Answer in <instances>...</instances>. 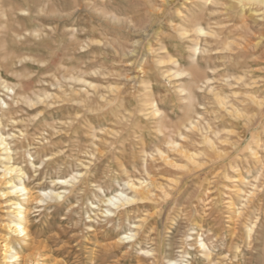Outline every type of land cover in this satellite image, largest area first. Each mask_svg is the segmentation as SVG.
<instances>
[{"label": "rangeland", "instance_id": "rangeland-1", "mask_svg": "<svg viewBox=\"0 0 264 264\" xmlns=\"http://www.w3.org/2000/svg\"><path fill=\"white\" fill-rule=\"evenodd\" d=\"M213 1L3 0L9 20L0 24L7 33L0 40V76L15 91L0 80V97L9 104L0 105V130L34 197L27 211L31 240L11 238L22 256L34 254L38 264H166L171 254L178 264H264V104H256L264 101V2ZM198 24L210 34L199 35ZM196 41L202 45L197 55ZM242 75L246 86L235 82ZM206 77L215 90L204 86ZM216 92L228 97L229 107L243 109L241 117L222 108ZM25 95L34 101L27 104ZM189 116L198 124L186 132ZM172 141L196 153L198 168ZM73 174L70 183H57ZM142 180H149L150 194L125 184ZM254 188L263 200L251 208L245 199ZM51 189L64 191L62 197L41 193ZM118 190L137 199L115 207L103 201ZM10 199L18 200L0 196V235L14 218ZM252 221L249 242L245 227ZM130 231L133 238L106 247ZM2 250L0 244V264H6Z\"/></svg>", "mask_w": 264, "mask_h": 264}, {"label": "bare ground", "instance_id": "bare-ground-1", "mask_svg": "<svg viewBox=\"0 0 264 264\" xmlns=\"http://www.w3.org/2000/svg\"><path fill=\"white\" fill-rule=\"evenodd\" d=\"M205 1H208V3L210 2V1H212V0H205ZM260 1H262V2H264V0H260ZM29 2V1H28ZM148 2V1H147ZM6 3V2H5ZM212 3V2H211ZM213 3L214 4H217L218 3V0H215V1H213ZM204 4V3H203ZM207 4V3H206ZM21 10V9H20ZM23 10V9H22ZM24 11V10H23ZM263 13H264V11H263ZM23 15V14H22ZM9 20V13H8V11L5 9V4H4V2H3V0H0V24H3V23H5V22H7ZM263 20V19H262ZM203 25V24H202ZM202 25H200V24H198V25H196V31H197V33L199 34V35H207V34H210V31H208L206 28H205V26L203 27ZM212 31V30H211ZM263 31V30H262ZM180 32V31H179ZM264 32V31H263ZM183 33H184V31H183ZM182 33V34H183ZM216 33V32H215ZM261 33V32H260ZM0 34H1V36H0V40H2V42H4L5 41V38H4V35H5V37H6V35H7V33H1L0 32ZM261 34H264V33H261ZM11 36V35H10ZM15 36V35H14ZM208 36V35H207ZM9 37V36H8ZM10 42V41H9ZM197 42V41H196ZM199 42V41H198ZM196 43L195 45H194V47H193V52H194V54H198V53H200L201 52V46H200V44L199 43ZM14 43V42H13ZM195 43V42H194ZM206 43V42H205ZM209 43V42H208ZM1 44V43H0ZM7 44V43H6ZM10 44V43H9ZM219 45H221V44H219ZM218 45V46H219ZM228 45V44H227ZM226 44H225V46H223V44H222V46L223 47H226L227 46ZM231 45H233V44H231ZM239 45V44H238ZM257 45V44H256ZM193 46V45H192ZM205 47V46H204ZM219 47H221V46H219ZM222 48V47H221ZM249 48V47H248ZM256 48V47H255ZM205 50V49H204ZM221 50V49H220ZM219 50V51H220ZM225 50V49H224ZM229 50H233V49H230L229 48ZM246 50V49H245ZM249 50H251L250 48H249ZM203 51V50H202ZM207 51V50H206ZM206 51H204L205 53H206ZM221 51H223V50H221ZM235 51V50H234ZM217 52H218V50H217ZM245 53H246V51H244ZM203 53V52H202ZM214 54V53H213ZM216 54V53H215ZM195 55V56H196ZM222 57H224L223 55H222ZM247 57V56H246ZM252 57V56H251ZM262 57V56H261ZM246 63V62H245ZM237 64V63H236ZM224 65V64H223ZM246 65H247V63H246ZM242 66V65H241ZM244 66V65H243ZM251 66V65H250ZM240 68V67H239ZM251 68V67H250ZM255 69V68H254ZM230 70V69H229ZM242 70V69H241ZM244 71V70H243ZM230 72V71H229ZM232 72H235L234 70L232 71ZM238 72V71H237ZM250 72V71H249ZM230 74V73H229ZM228 74V75H229ZM232 74V73H231ZM234 74V73H233ZM248 74H250V73H248ZM174 75H176V76H179V75H181V72H178V70L174 73ZM232 76V75H231ZM237 76V75H236ZM244 76L245 75H242V76H239V77H236L235 78V82L236 83H240V82H244L245 80H244ZM200 77V76H199ZM233 77V76H232ZM227 78V80H224V82L230 87V85H232V84H234V83H231L229 80H228V77H226ZM204 79V78H203ZM234 79V78H233ZM0 80H1V82H2V84H3V86H4V88L6 89V90H8V91H10V92H12V93H14V88L12 87V85H10L9 84V82L8 81H6L5 79H2V77L0 76ZM195 81V80H194ZM196 81H198V80H196ZM211 81V79L209 78V77H206V79H205V81L203 82L204 83V86H207V87H210V88H208V89H210V91H213V90H215V87L214 86H208L209 85V82ZM262 81V80H261ZM223 82V83H224ZM254 82H256V81H254ZM222 83V84H223ZM245 84V86H246V84H249V83H247V82H244ZM259 83V82H258ZM197 84V83H196ZM195 84V85H196ZM199 84H200V81H199ZM255 84V83H254ZM93 85H95V84H93ZM214 85H215V83H214ZM243 85V86H244ZM258 85V84H257ZM15 86V85H14ZM223 87H225V86H223ZM198 89H201L200 87L198 88ZM221 89V88H220ZM227 89V88H226ZM222 90V89H221ZM95 91V90H94ZM204 91V90H203ZM208 91V90H207ZM209 91V92H210ZM219 91V90H218ZM224 91V90H223ZM223 91H221V92H223ZM45 92V91H44ZM232 92V91H231ZM16 93V92H15ZM35 93V92H34ZM37 93H39V92H37ZM37 93H36V95H37ZM49 93V92H48ZM47 93V94H48ZM237 93H238V91H237ZM46 94V95H47ZM50 94V93H49ZM53 94V93H52ZM232 94V93H231ZM250 94H251V92H250ZM28 95V94H27ZM33 95V94H32ZM39 95V94H38ZM54 95V94H53ZM247 95H248V93H247ZM252 95V94H251ZM31 96V95H30ZM30 96H26L25 95V97H23L24 98V100L27 102V104L28 103H32L34 100H33V98H31ZM50 96V95H49ZM190 96H192V95H190ZM215 96H216V98H217V101H218V103H219V105L222 107V108H224L225 110H227L230 114H232L233 116H235V115H237V117H241V113H240V111H242V110H240L237 106H235V105H233V104H231L230 105V107L228 106V104L230 103V101L229 100H227V98L228 97H226V96H222V94H220V93H215ZM252 96H254V95H252ZM51 97V96H50ZM53 97V96H52ZM241 97V96H240ZM22 98V99H23ZM38 98L40 99L41 98V96H38ZM43 98V97H42ZM41 98V99H42ZM45 98V97H44ZM255 98V97H254ZM121 100H123L122 98H120ZM231 99V98H230ZM261 99V98H260ZM263 99H264V97H263ZM262 99V100H263ZM45 100V99H44ZM44 100H42V101H44ZM91 100V99H90ZM256 100V99H255ZM258 100V99H257ZM256 100V104H258V105H260V106H262L263 104H264V101H257ZM241 101V100H240ZM80 102V101H79ZM16 103V102H15ZM41 103V102H40ZM110 103V102H109ZM122 103V102H121ZM121 103H120V105H121ZM152 103L154 104V106H155V108H154V112L155 113H159L160 112V109L156 106V103L154 102V101H152ZM106 104V103H105ZM0 105H2L4 108H8L9 107V104H8V102L4 99V98H2V97H0ZM246 105V104H245ZM107 106V105H106ZM238 106H240L239 104H238ZM91 107V106H90ZM99 107H101V106H99ZM241 107V106H240ZM249 107V106H248ZM247 107V108H248ZM88 108H89V106H88ZM103 108V107H102ZM113 108V107H112ZM111 108V109H112ZM116 109L118 108L117 106L115 107ZM244 108V107H243ZM121 110V109H120ZM247 110V109H246ZM98 111V110H97ZM120 112V111H119ZM121 112H122V110H121ZM110 113V112H109ZM108 113V115H110ZM243 113V112H242ZM246 113V112H245ZM107 115V114H106ZM196 115H198L199 116V113L197 112V114ZM141 116V115H140ZM246 116H248V115H246ZM262 116V115H261ZM111 117V116H110ZM143 117H145V116H143ZM232 117V116H231ZM236 117V118H237ZM244 117V116H243ZM263 117V116H262ZM261 117V118H262ZM105 118V117H104ZM138 118H139V116H138ZM137 118V119H138ZM146 118V117H145ZM133 120H135V119H133ZM188 123H184L183 124V127L184 128H187V130H186V132L187 131H191V130H193V129H195L196 127H197V124H198V120L197 119H194V118H192V116L190 117H188ZM262 120V119H261ZM134 122V121H133ZM159 123V122H158ZM2 125V122H1V118H0V126ZM180 126H181V124H180ZM107 127H109V126H107ZM155 127V126H154ZM253 127V126H252ZM103 128H104V126H103ZM109 129H110V127H109ZM159 129V128H158ZM98 130H99V128H98ZM246 130V129H245ZM97 131V130H96ZM100 131V130H99ZM160 131V130H159ZM174 131V130H173ZM256 131V130H255ZM103 132H104V130H103ZM250 132V131H249ZM136 133V132H135ZM178 133H179V135L180 136H182L181 138H183V137H186V136H184V133L183 132H181V130H179L178 131ZM191 133V132H190ZM160 134V133H159ZM173 134V133H172ZM192 134V133H191ZM199 134V133H198ZM227 134V133H226ZM255 134V133H254ZM162 135V134H161ZM248 136V135H247ZM102 137V136H101ZM171 137V136H170ZM175 137V136H174ZM193 137V136H192ZM198 138H199V136H198ZM241 138V137H240ZM252 138H253V136H252ZM219 139V138H218ZM236 139V138H235ZM242 139V138H241ZM261 139V138H260ZM176 140V139H175ZM232 140H233V138H232ZM240 140V139H239ZM246 140V139H245ZM144 141V140H143ZM161 141V140H160ZM166 141V140H165ZM171 141V140H170ZM229 141V140H228ZM231 141V140H230ZM235 141V140H234ZM257 142H258V140H256ZM202 142H205V143H207V144H209L212 148L214 147V145H216L215 143H214V141H213V139L212 138H210L209 136H206V135H204L203 136V141ZM217 142V141H216ZM262 142V141H261ZM260 142V143H261ZM156 143V142H155ZM170 143H172V144H174L176 147H178V149H179V151H180V153L183 155V156H185V157H187L189 160H190V162H192L194 165H195V167H197V165L199 166V161L197 160L198 158H197V156H196V153H188V151L186 152V150H184V148L186 149V147L184 146V148H182L179 144V142H177L176 143V141H172V142H170ZM179 143V144H178ZM223 143V142H222ZM230 144H231V142H229ZM236 143V142H235ZM239 143V142H238ZM247 143V142H246ZM104 144H105V142H104ZM145 144V143H144ZM183 144V143H182ZM198 144V143H197ZM240 144V143H239ZM170 145V144H169ZM199 145V144H198ZM235 145V144H234ZM253 145V144H252ZM257 145V144H256ZM155 146H156V144H155ZM167 146V145H166ZM175 146H174V148H175ZM183 146V145H182ZM187 146V145H186ZM202 146V145H201ZM236 146V145H235ZM247 146V145H246ZM254 146V145H253ZM172 147H173V145H172ZM194 147V146H193ZM236 147H238V146H236ZM241 147V146H240ZM256 147V146H255ZM257 147H258V145H257ZM173 148V149H174ZM199 148V147H198ZM217 148V147H216ZM215 148V149H216ZM221 148V147H220ZM263 148V147H262ZM176 149V148H175ZM188 149V148H187ZM219 149V148H218ZM235 149V148H234ZM170 150V149H169ZM212 150V149H211ZM236 150H238V149H236ZM219 151H221L220 149H219ZM222 151H224V150H222ZM227 151V150H226ZM239 151V150H238ZM251 151V150H250ZM256 151V150H255ZM149 152H152V151H149ZM154 152V151H153ZM160 152H162V151H160ZM191 152H193V151H191ZM214 152H216V151H214ZM228 152V151H227ZM235 152H237V151H235ZM12 153H13V150L11 149V145H10V142H8V136L7 135H5L1 130H0V159H1V161H2V167L0 168V171L2 172L1 174H0V183H3V184H5V186H6V190H2V192L0 193L1 195L0 196H2V198H8L9 196H13V195H16V197L18 198V200H12V199H10L9 200V202H10V204L13 206V210L12 211H14L13 213H14V218L13 219H10L8 222H6L5 224H3V226H4V228L6 229V233H2L1 235H0V244H1V247L3 248V253H2V255H3V257H2V260H3V262H5L6 264L7 263H9V264H38V262L40 263V261L41 260H39L38 261V259H37V257H35V255L34 254H29V255H27V256H25V254H24V256H22L15 248H14V246L12 245V236L14 235L15 236V239L17 240H22V241H26V239H28V238H30V233H29V227H28V220H27V211H28V203H29V201L30 200H33L34 199V197L32 196V194H31V191L29 190V188L26 186V184L24 183V180H23V177L26 175V173H25V171L23 170V168L22 167H20V166H18V165H15L13 162H12V158H13V156H12ZM162 153H165V152H162ZM167 153H169V151L167 152ZM179 153V152H178ZM217 153V152H216ZM250 153V152H249ZM217 154H219V153H217ZM216 154V155H217ZM231 154V153H230ZM230 154H228V156L230 157ZM255 154H256V152H255ZM260 154V153H259ZM181 155V156H182ZM225 155H226V153H225ZM257 155V154H256ZM262 155V154H261ZM151 156V155H150ZM222 156V155H221ZM239 156V155H238ZM248 156V155H247ZM250 156V155H249ZM253 156V155H252ZM227 156H225L224 158H226ZM234 157V156H233ZM150 158H153V157H150ZM161 158V157H160ZM248 158V157H247ZM173 158H171V160H172ZM221 159V158H220ZM255 159V158H254ZM253 159V160H254ZM157 159H155V161H156ZM165 160V159H164ZM204 160V159H203ZM214 160V159H213ZM226 160V159H225ZM174 161V160H173ZM176 161V160H175ZM212 161V160H211ZM217 161V160H216ZM219 161V160H218ZM234 161V160H233ZM259 161V160H258ZM249 162V161H248ZM248 162H246V164H249ZM260 162V161H259ZM168 163V162H167ZM172 163V162H171ZM191 163V164H192ZM166 164V163H165ZM205 163H203L202 165H204ZM31 165H32V167H34V168H36V164L33 162V161H31ZM174 165V164H173ZM177 165V164H176ZM178 165H180V164H178ZM186 165V164H185ZM261 165V164H260ZM263 165V164H262ZM261 165V166H262ZM189 166L191 167V165L189 164ZM229 166V165H228ZM233 166H235V165H233ZM249 166V165H248ZM187 167H188V165H187ZM206 167V166H205ZM229 167H231V166H229ZM250 167V166H249ZM263 167V166H262ZM198 168V167H197ZM203 167H201V165H200V169H202ZM199 169V170H200ZM264 170V169H263ZM198 171V170H197ZM242 172V171H241ZM259 173H260V171H259ZM14 174H16L17 176H19V182L17 183L16 181H15V179H14ZM198 174V173H197ZM226 174V173H225ZM258 174V173H257ZM264 174V173H263ZM193 176H194V174H193ZM196 176V175H195ZM234 176V175H233ZM260 176V175H259ZM73 177H75V175L73 174L70 178H57V183H61L62 185H65L66 183H70L69 181L71 180V178H73ZM230 177H231V174H230ZM238 177V176H237ZM185 178V177H184ZM257 178H259V177H257ZM257 178H255V180L257 179ZM56 179V178H55ZM131 179V178H130ZM178 179V178H177ZM234 179V178H233ZM132 180V179H131ZM258 180V179H257ZM260 180H262V179H260ZM149 181V180H148ZM147 180H145V181H139V182H131V181H127V182H125V184H128L129 186H131L132 187V189H134V191L135 192H137V193H141V194H147V193H151V190L150 189H148L149 188V182H148ZM153 181V180H152ZM154 181H155V179H154ZM170 181V180H169ZM174 181V180H173ZM159 182V181H158ZM171 182H172V180H171ZM254 182V181H253ZM256 182H258V181H256ZM52 184H53V182H52ZM253 184H255V183H253ZM257 184V183H256ZM160 184L158 183V186H159ZM264 185V184H263ZM154 186V185H153ZM156 186V185H155ZM162 186V185H161ZM172 186V185H171ZM170 186V187H171ZM181 186V185H180ZM254 186V185H253ZM162 187H165V185L164 186H162ZM162 187L160 188L161 190H162ZM169 187V188H170ZM53 188H55V187H53ZM158 188V187H157ZM157 188H155V189H157ZM167 188V187H166ZM174 188V187H173ZM172 188V189H173ZM252 188V187H251ZM264 188V187H263ZM151 189H153V188H151ZM171 189V188H170ZM171 189V190H172ZM231 189H232V187H231ZM177 190H179V187H178V189ZM260 190V189H259ZM157 191H159V190H157ZM174 191V190H173ZM249 191V190H248ZM64 192V191H63ZM63 192H61V191H56V190H53V189H51V190H49V191H42L41 193L43 194V195H45V196H47V197H49L50 196V198H51V196L52 195H55V196H57V197H62V193ZM162 192V191H161ZM165 192V191H164ZM170 192V191H169ZM67 193V192H66ZM154 193V192H153ZM153 193H152V196H153ZM159 193H160V191H159ZM156 194V193H155ZM154 194V195H155ZM165 194V193H164ZM166 194H168V193H166ZM170 194V193H169ZM245 194H246V192H245ZM261 194V193H260ZM162 195V194H161ZM143 197V196H142ZM157 197V196H156ZM160 197V196H159ZM242 197V196H241ZM140 198V197H139ZM162 198V197H161ZM135 199H137L136 197H135V195L134 196H131V195H129L128 193H126L125 191H123V190H118V191H116V192H114V193H112V194H110V195H105V199L103 200V201H105L107 204H110V205H113L114 207L115 206H117V205H119V204H121L122 203V205H123V202H131V201H134ZM165 199V198H164ZM241 199H243V197L241 198ZM245 199V198H244ZM156 200V199H155ZM161 200V199H160ZM263 200V195L261 194V195H256V189L254 188L252 191H250L247 195H246V199H245V201L248 203V201H249V203H251L250 205L252 206L251 208H253V206L255 207L256 206V201L258 202V201H260V204H261V201ZM40 201H42V200H40ZM157 201H158V199H157ZM169 201V200H168ZM233 201V200H232ZM38 202V201H37ZM229 202V201H228ZM105 203V204H106ZM127 203V204H128ZM241 203V202H240ZM125 204V203H124ZM242 204V203H241ZM229 205V204H228ZM240 204L238 203V206H239ZM245 205H247L246 203H245ZM258 205H259V203H258ZM258 205L256 206V207H258ZM242 207V206H241ZM112 208V207H111ZM235 208H237L236 207V205H235ZM234 208V209H235ZM243 208V207H242ZM244 208H247V206L246 207H244ZM250 208V207H249ZM107 209V208H106ZM237 209H239V207L237 208ZM257 209V208H256ZM264 209V208H263ZM247 210V209H246ZM258 210H260V209H258ZM10 211V210H9ZM235 211V210H234ZM241 211L242 210H238V212H237V214L238 215H240V213H241ZM251 211V210H250ZM254 211V210H253ZM264 211V210H263ZM107 212H110L109 211V209H107L106 210V213ZM236 212V211H235ZM235 212H233V213H235ZM156 213V212H155ZM245 213V212H244ZM247 213H248V211H247ZM108 214V213H107ZM236 214V213H235ZM234 214V215H235ZM250 214V213H249ZM258 214V213H257ZM260 214V213H259ZM245 215V214H244ZM252 215V214H251ZM250 215V216H251ZM250 216H249V218H250ZM253 216V215H252ZM258 216V215H257ZM256 216V217H257ZM262 216V215H261ZM143 217V216H142ZM141 217V218H142ZM248 217V216H247ZM254 217V216H253ZM234 218V217H233ZM239 218V217H238ZM259 218H260V216H259ZM145 219H146V217H145ZM242 219H244V217L242 218ZM241 218H240V222H241V220H242ZM161 221V220H160ZM235 221V220H234ZM247 221H249V220H247ZM236 222H237V220H236ZM239 222V221H238ZM249 222H251V221H249ZM258 222V221H257ZM260 223H261V221H260ZM157 224H158V222H157ZM234 224H236V223H234ZM240 223H238V225H239ZM263 224V223H262ZM133 225V224H132ZM135 225V224H134ZM142 225V224H141ZM140 225V226H141ZM143 225H144V223H143ZM149 225V224H148ZM147 225V226H148ZM237 225V224H236ZM237 225V227L239 228V226ZM243 225V224H242ZM257 225H258V223H257ZM138 226V225H137ZM146 226V227H147ZM236 227V226H235ZM245 227V226H244ZM254 227H255V222H253L252 221V223L251 224H249V225H246V233H247V236H248V239H250L249 240V242L251 241V238H249V237H251V234H252V232H253V230H254ZM241 228V227H240ZM263 228V227H262ZM243 229V228H242ZM241 229V230H242ZM147 230H149V229H147ZM152 230V229H151ZM181 230V229H180ZM231 230V229H230ZM238 230V229H237ZM243 230H245V229H243ZM229 231V230H228ZM31 232V231H30ZM149 232V231H148ZM240 232V231H239ZM142 233H144V230H143V232H141V234ZM233 233H235V231L233 232ZM238 233V232H237ZM242 233V232H241ZM262 233L263 232H260V234L262 235ZM218 235L220 234V233H217ZM259 234V235H260ZM238 235V234H237ZM236 235V236H237ZM254 235V234H253ZM258 235V234H257ZM105 236V235H104ZM133 236H134V233L132 232V231H130L129 233H123L122 235H119L118 234V237L116 238V241H114L113 239V243H110L109 244V241H108V245H106V247H111V246H117V245H120V243L121 242H123L125 239H131V238H133ZM215 236V235H214ZM235 236V237H236ZM240 236V235H239ZM38 237V236H37ZM137 237H139V236H137ZM150 237V236H149ZM232 237V236H231ZM142 238V237H141ZM243 238V237H242ZM242 238H241V240L240 241H242ZM33 239V238H32ZM37 239V238H36ZM35 239V240H36ZM136 239H138V238H136ZM152 239V238H151ZM235 239V238H234ZM238 239V238H237ZM244 239V238H243ZM247 239V240H248ZM264 239V238H263ZM30 240H31V238H30ZM38 240V239H37ZM230 240V239H229ZM28 241V240H27ZM141 241V240H140ZM140 241H138V242H140ZM144 241V240H143ZM142 241V242H143ZM163 241V240H162ZM196 241H198V243H199V247L200 248H202L204 251L202 252L204 255H209L210 254V250H208V248H207V246H206V243H205V241H204V239L203 238H200L199 240H196ZM219 241V240H218ZM232 241V240H231ZM259 241H260V239H259ZM264 241V240H263ZM38 242H39V240H38ZM128 242V241H127ZM235 242H237V241H235ZM261 242V241H260ZM14 243V242H13ZM18 243V242H17ZM31 243H32V241H31ZM42 243V242H41ZM125 243V242H124ZM130 243V242H129ZM146 243H147V241H146ZM145 243V244H146ZM162 243V242H161ZM170 243V242H169ZM230 243V242H229ZM228 243V244H229ZM15 244V243H14ZM101 244V243H100ZM128 244V243H127ZM148 244V243H147ZM146 244V245H147ZM163 244V243H162ZM208 244V243H207ZM227 244V243H226ZM232 244V243H231ZM260 244H262V243H260ZM33 245V244H32ZM36 245V243L34 244V246ZM44 245V244H43ZM46 245V244H45ZM141 245V244H140ZM165 245V244H164ZM42 246V245H41ZM97 246V245H96ZM132 246H133V244H132ZM163 246V245H162ZM231 246V245H230ZM234 246H235V244H234ZM35 247H38V245H36ZM34 247V248H35ZM45 247V246H44ZM126 247V246H125ZM141 247V246H140ZM139 247V248H140ZM209 247H211L210 245H209ZM262 247V246H261ZM32 248V250H33V247H31ZM47 248V247H46ZM46 248H44L43 250H45ZM127 248V247H126ZM144 248V247H143ZM170 248H172V247H170ZM259 248V247H258ZM263 248V247H262ZM36 249V248H35ZM120 249H121V247H120ZM147 249V248H146ZM153 249V248H152ZM260 249V248H259ZM38 250H39V248H38ZM40 250H42L41 248H40ZM39 250V252H41ZM127 250V249H126ZM143 250V249H142ZM236 250V249H235ZM258 250V249H257ZM1 251V252H2ZM31 251V250H30ZM34 251V250H33ZM36 251H37V249H36ZM94 251V250H93ZM165 251V250H164ZM163 251V252H164ZM180 251V250H179ZM202 251V250H201ZM211 251H212V249H211ZM228 251H229V249H228ZM240 251V250H239ZM239 251H237L238 253H239ZM38 252V251H37ZM36 252V253H37ZM92 252V251H91ZM114 252V251H113ZM139 252V251H138ZM144 252L145 253H149V251L148 250H144ZM153 252H154V250H153ZM200 252V251H199ZM264 252V251H263ZM34 253V252H33ZM93 253V252H92ZM105 253V252H104ZM104 253H102V255L104 254ZM152 253V252H151ZM173 253V252H172ZM177 253V252H176ZM212 253V252H211ZM28 254V253H27ZM40 254V253H39ZM107 254H109V253H107ZM106 254V255H107ZM163 254V253H162ZM171 254V253H170ZM213 254V253H212ZM234 254V253H233ZM262 254V253H261ZM264 254V253H263ZM262 254V255H263ZM37 255V254H36ZM41 255V254H40ZM105 255V254H104ZM103 255V258L105 257ZM171 255H173V254H171ZM169 256L168 258H166L167 259V263L166 264H178L179 263V261L180 260H178V259H176L175 258V256L173 257V256ZM238 255V254H237ZM255 255V254H254ZM46 256V255H45ZM45 256H43V257H45ZM48 256H50V255H48ZM90 256H91V254H90ZM92 256H93V254H92ZM99 256V255H98ZM97 256V257H98ZM108 256V255H107ZM106 256V257H107ZM211 256H213V255H211ZM232 256V255H231ZM234 256V255H233ZM42 257V256H41ZM161 257V256H160ZM164 257V256H163ZM166 257V256H165ZM230 257V256H229ZM228 257V258H229ZM239 257V256H238ZM242 257V256H241ZM203 258V257H202ZM201 258V259H202ZM225 258V257H224ZM97 259V258H96ZM163 259V258H162ZM166 259H164L165 261H166ZM199 259V258H198ZM204 259V258H203ZM230 259V258H229ZM234 259V258H233ZM236 259V258H235ZM246 259V258H245ZM252 259V258H251ZM254 259V258H253ZM91 260H94V257H93V259H91ZM97 260H99V259H97ZM103 260V259H102ZM101 260V261H102ZM152 260V259H151ZM160 260V259H159ZM207 260V259H206ZM228 260V259H227ZM232 260V259H231ZM258 260V259H257ZM263 260H264V256H263ZM100 261V262H101ZM105 261V260H104ZM140 261V260H139ZM157 261V260H156ZM163 261V260H162ZM203 261V260H202ZM208 261V260H207ZM225 261V260H224ZM230 261V260H229ZM100 262H98V263H100ZM243 262V261H242ZM43 263V262H42ZM159 263V262H158ZM192 263V262H191ZM206 263V262H205ZM235 263V262H234ZM96 264V263H95ZM114 264V263H113ZM155 264V263H154ZM163 264V263H162ZM209 264V263H208ZM213 264H219V263H213ZM229 264V263H228ZM233 264V263H232ZM239 264V263H238ZM246 264V263H245ZM256 264H258V263H256Z\"/></svg>", "mask_w": 264, "mask_h": 264}]
</instances>
